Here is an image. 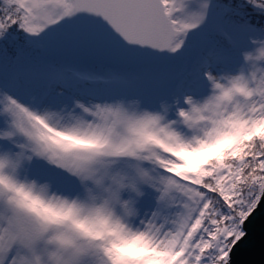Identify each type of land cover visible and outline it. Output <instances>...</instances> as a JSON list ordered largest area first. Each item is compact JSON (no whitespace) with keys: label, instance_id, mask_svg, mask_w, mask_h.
I'll list each match as a JSON object with an SVG mask.
<instances>
[{"label":"snow or ice","instance_id":"snow-or-ice-1","mask_svg":"<svg viewBox=\"0 0 264 264\" xmlns=\"http://www.w3.org/2000/svg\"><path fill=\"white\" fill-rule=\"evenodd\" d=\"M264 200V0H0V264H243Z\"/></svg>","mask_w":264,"mask_h":264},{"label":"water","instance_id":"water-1","mask_svg":"<svg viewBox=\"0 0 264 264\" xmlns=\"http://www.w3.org/2000/svg\"><path fill=\"white\" fill-rule=\"evenodd\" d=\"M247 236L233 250L243 264H264V200L244 224Z\"/></svg>","mask_w":264,"mask_h":264}]
</instances>
